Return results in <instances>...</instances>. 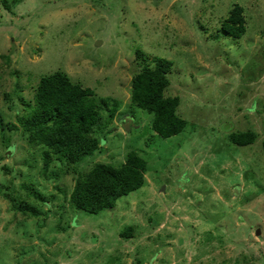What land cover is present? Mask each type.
Instances as JSON below:
<instances>
[{"label":"rangeland","instance_id":"rangeland-1","mask_svg":"<svg viewBox=\"0 0 264 264\" xmlns=\"http://www.w3.org/2000/svg\"><path fill=\"white\" fill-rule=\"evenodd\" d=\"M8 1L0 264H264V0ZM235 4L246 21L239 38L222 28ZM138 49L172 61L164 94L179 97L181 133L161 137L153 114L131 102ZM56 70L93 89L101 107L91 135L103 147L72 164L52 154L44 170L49 149L30 144L22 123L39 78ZM239 132L252 142H234ZM131 151L147 163L142 188L97 213L71 206L78 175L95 162L119 166Z\"/></svg>","mask_w":264,"mask_h":264},{"label":"trees","instance_id":"trees-1","mask_svg":"<svg viewBox=\"0 0 264 264\" xmlns=\"http://www.w3.org/2000/svg\"><path fill=\"white\" fill-rule=\"evenodd\" d=\"M0 2L4 8L9 9L8 0ZM242 12V7L235 4L223 21L222 28L228 35L239 38L245 33L246 21ZM135 53V60L143 63L131 79V102L153 114L152 129L161 137L180 133L187 122L176 113L179 97L164 94L169 85L168 74L172 61L156 55L148 56L139 49ZM147 56L150 59L148 62ZM93 94L91 87L72 82L60 70L39 78L35 107L28 122L22 123V126L24 131L29 132L30 144L42 143L48 147L49 150L43 154L44 170L52 161V154H61L72 164L98 149L100 141L91 134L100 119L98 108L101 105L94 102ZM110 99L108 96L99 101L104 104ZM117 106L116 103V106L108 110V120L114 116ZM231 138L244 145L252 142L254 135L252 132L231 133ZM146 164L133 151L128 153L125 162L119 166L94 163L86 173L75 179L69 194L71 206L88 213L113 207L119 197L144 184ZM26 210L38 215L33 207H27Z\"/></svg>","mask_w":264,"mask_h":264},{"label":"water","instance_id":"water-1","mask_svg":"<svg viewBox=\"0 0 264 264\" xmlns=\"http://www.w3.org/2000/svg\"><path fill=\"white\" fill-rule=\"evenodd\" d=\"M123 128L125 130H129V128H130V118L129 117H126V116L124 117ZM235 189H236V192L239 191V187L238 186H236ZM161 190H164V187H162ZM259 232H260V230L257 229L255 234L258 235Z\"/></svg>","mask_w":264,"mask_h":264},{"label":"crops","instance_id":"crops-1","mask_svg":"<svg viewBox=\"0 0 264 264\" xmlns=\"http://www.w3.org/2000/svg\"><path fill=\"white\" fill-rule=\"evenodd\" d=\"M170 72H171V71H170ZM169 74H170V73H169ZM169 74H168V75H169ZM168 79H169V78H168ZM168 86H169V85H168ZM168 86H167V87H168ZM181 132H182V131H181ZM181 132H180V133H181ZM158 135H159V134H158ZM170 137H171V136H170ZM166 138H167V137H166ZM100 147H103V146H100V144H99L98 150H99ZM9 153H10V151H9ZM111 155H114V154L112 153ZM95 163H96V162H95ZM102 163H104V162H102ZM106 164H110V163H106ZM144 177H145V175H144ZM144 180H145V179H144ZM142 187H143V185H142L140 188H142ZM140 188H138V189H140ZM138 189H136V190H138ZM134 191H135V190H134ZM131 192H132V191H131ZM128 194H129V193H128ZM123 196H124V195H123ZM113 207L115 208V205H114ZM110 208H112V207H110ZM105 209H108V208H105Z\"/></svg>","mask_w":264,"mask_h":264}]
</instances>
